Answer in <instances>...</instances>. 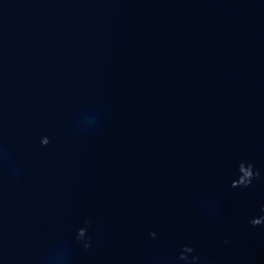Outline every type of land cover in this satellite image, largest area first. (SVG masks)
<instances>
[{"label": "water", "instance_id": "95a60500", "mask_svg": "<svg viewBox=\"0 0 264 264\" xmlns=\"http://www.w3.org/2000/svg\"><path fill=\"white\" fill-rule=\"evenodd\" d=\"M262 216L264 0H0V264H264Z\"/></svg>", "mask_w": 264, "mask_h": 264}, {"label": "clouds", "instance_id": "9594fccd", "mask_svg": "<svg viewBox=\"0 0 264 264\" xmlns=\"http://www.w3.org/2000/svg\"><path fill=\"white\" fill-rule=\"evenodd\" d=\"M45 144H47V140L44 141ZM256 175H259L258 171L253 172L252 170V165L250 164L249 168L247 170H244V177L247 178L244 180V186L247 187L251 181L252 178ZM244 179V178H242ZM264 217V216H262ZM253 225H259L260 221L259 220H253L252 221ZM193 252V248H191L190 246L185 245L183 248V251L180 253V259L184 260V261H189V257L187 255V253H192ZM199 260L198 256H192L191 257V261L189 262V264H195V262H197Z\"/></svg>", "mask_w": 264, "mask_h": 264}]
</instances>
